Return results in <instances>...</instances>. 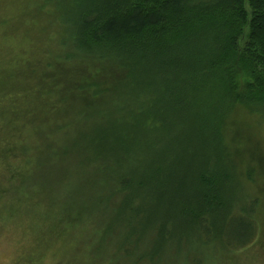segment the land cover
I'll return each instance as SVG.
<instances>
[{
    "label": "trees",
    "instance_id": "16d2710c",
    "mask_svg": "<svg viewBox=\"0 0 264 264\" xmlns=\"http://www.w3.org/2000/svg\"><path fill=\"white\" fill-rule=\"evenodd\" d=\"M248 117L264 136V0H0L4 221L44 203L57 239L111 207L133 264L264 259Z\"/></svg>",
    "mask_w": 264,
    "mask_h": 264
},
{
    "label": "rangeland",
    "instance_id": "374dc122",
    "mask_svg": "<svg viewBox=\"0 0 264 264\" xmlns=\"http://www.w3.org/2000/svg\"><path fill=\"white\" fill-rule=\"evenodd\" d=\"M247 120L253 127L249 128L258 143L257 146L264 153V136L260 133L255 119L248 117ZM252 165L254 176H257V184L252 186V194H260L264 197V159H256ZM44 175V173L34 175L33 182L44 181ZM82 181L79 175L72 174L68 185L78 186ZM245 185L247 187L251 183ZM64 187L65 184H61V190ZM41 197L47 198L44 194ZM39 209L37 213L32 212L31 219L4 221L0 218V264H133L134 258L127 255L123 248L124 233L122 232L126 229L125 225L117 226L116 233L114 231L109 234L103 233L102 225L108 220L112 223L111 207L109 210L101 211L106 219L97 220L92 214L90 218L83 219L81 225L69 228L57 239H53L45 230V224L50 221L41 217L39 220L38 216H44L47 213L44 203ZM254 251L256 254L253 251L244 252L230 255L228 259L223 253H208L206 254L208 259L206 258L204 262L206 264H264L263 257L259 255V248ZM51 252L52 254H49ZM190 255L185 251L181 252L178 248L171 249L161 257V260L157 257L156 264H188Z\"/></svg>",
    "mask_w": 264,
    "mask_h": 264
}]
</instances>
